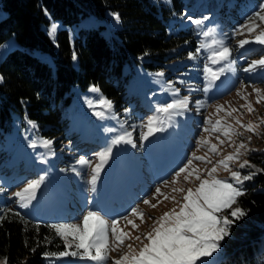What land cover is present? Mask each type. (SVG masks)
I'll return each mask as SVG.
<instances>
[{
  "label": "trees",
  "instance_id": "trees-1",
  "mask_svg": "<svg viewBox=\"0 0 264 264\" xmlns=\"http://www.w3.org/2000/svg\"><path fill=\"white\" fill-rule=\"evenodd\" d=\"M207 1L210 9L220 15L237 12L238 24L264 3ZM195 3L193 11L185 0H171L170 4L152 0H0V45L10 38L18 43L0 60V141L14 120L26 117L36 123L41 135L52 140L54 147L66 150L60 161L92 156L94 149L89 151L88 146L95 148L99 142L81 136L60 110L61 103L71 101L74 86L85 90L94 85L120 116L127 115L132 120L137 132L150 110L136 93L127 90L123 66L140 63L147 69L200 70L204 58L201 50L197 52L200 36L192 23L184 26L178 22L184 11L191 16L202 13L201 1ZM114 14H118L119 20L108 36L104 29L109 16ZM53 23L59 27L51 37ZM190 53L195 58H190ZM260 55H264V44L249 51L246 57ZM188 66L193 69H187ZM263 74L261 65L252 80H244L264 83ZM1 153L0 184L7 181L14 188L33 174V170L23 168L22 162L3 161L5 156ZM247 159L254 167L238 170L244 175H255L240 185L244 194L235 205L246 215L231 226L230 236L222 242L221 256L213 264H264V151H250ZM74 165L86 168L77 162ZM26 172L29 174L23 175ZM72 214L69 210L56 218L34 216L14 198L3 195L0 258L6 264H69L66 258L51 255L66 249L63 239L50 225L82 221L83 215L72 218Z\"/></svg>",
  "mask_w": 264,
  "mask_h": 264
},
{
  "label": "rangeland",
  "instance_id": "rangeland-1",
  "mask_svg": "<svg viewBox=\"0 0 264 264\" xmlns=\"http://www.w3.org/2000/svg\"><path fill=\"white\" fill-rule=\"evenodd\" d=\"M152 1H161L166 4L171 2V0ZM200 1L204 12L202 10L199 15L191 16L190 13L186 15L187 12L184 11L178 19L180 25L187 26L192 23L197 30L196 35L200 36L201 56H204L200 70L174 72L171 67L147 69L140 63H135L132 67L129 64L123 66L122 73L127 75L125 81L127 90L136 93L141 103L150 110L140 123L141 126L137 132H135L132 120L127 118V115L120 116L113 106L107 108L98 104L101 98L110 100L99 91H93L92 89L96 88L94 85H90L85 90L74 86L72 87L71 101L61 103L60 110L69 118L71 127L77 130L81 136L92 137L99 142L95 148H92L91 145L88 146L89 151L94 149L93 155L87 158L91 162L90 166L86 165L83 170L76 168L74 164L77 161H60L66 150L54 147L53 143L45 147L43 142L52 140L40 134L33 120L26 117L18 118L12 122L11 129L6 131L4 138L0 141V152L5 156L3 161L9 164L22 162L23 168L33 170V174L23 173L28 176L14 188H11L7 181H3L4 184H0V189H2L0 197L7 194L14 198L23 210L34 216L56 218L59 215L64 216L70 210L73 213V218L76 215H84L89 210H94L99 211L109 223L112 219L128 215L131 208L138 207L141 212L145 213L144 222H141L139 217L129 216V219H133L139 225L138 230H133L130 225L125 226L126 221L124 220H121L118 226L124 231L130 232L134 238L136 235L149 231L153 225V219L158 218L164 212L173 208L179 210L178 204L171 197L175 196L176 200L182 203L183 194L173 193V187L195 189L198 186L199 182L194 178L191 179V182L184 181L185 174H181L176 184L171 183L175 171L183 166L193 153L196 156L205 157L204 162L194 160L192 165L199 169L204 178L208 177L206 170L223 159L224 156L234 152L235 145L241 142L245 143L246 148L240 150L241 154L238 160L228 161L232 170H238L240 163L248 161L249 149L264 151V124L259 123L260 118L264 117V98L260 100V103H257V94L253 91V88L261 89V95L264 97V83L244 80V78L252 80V75L257 73L258 69L260 70L261 65H257L249 71H245V69L249 68L253 61L264 59V55L255 58L246 57L249 51L259 49L260 45H263L255 42V38L264 32V21L259 18L250 20L255 11L238 24L235 23L237 12L232 11L229 16L220 15L214 8L210 9L211 5L207 0ZM185 2L188 9L194 11L197 5L196 0H185ZM227 10L230 11V8ZM2 14L3 11L0 8V16ZM194 20H201L202 23L197 25L193 23ZM117 23L116 16L110 15L108 25L104 29L105 34L110 36L111 28ZM53 24L57 28L59 27L58 23ZM53 24L50 26V32ZM248 24L255 26L252 32H249L247 27H242ZM209 30H211V34L205 37L203 33ZM53 36L54 34L51 35V37ZM242 39L250 42L241 47L239 41ZM17 46L18 43L14 38L2 43L0 45V60L10 49ZM222 46L230 49L229 56L212 64L209 57L213 51L219 50ZM206 64L213 71L219 72L220 69H223L219 78L212 83L207 92L204 89L211 77L206 78L203 71ZM170 65L174 66L176 63ZM187 69L192 70L193 66H188ZM161 73L162 75H160ZM170 73L172 75H169ZM175 74L177 76H174ZM262 76L264 77V74ZM184 97L188 98V108L174 110L182 111V115L173 114L169 117L167 114L156 111L159 105ZM197 101H200L202 106L198 107ZM249 104L255 109L254 112H248L246 106ZM217 106H223L219 113L216 111ZM234 109L236 111H233ZM98 112H103L104 116H98ZM228 113L231 115L229 116ZM149 117H156L163 130L154 131L144 140L141 137L144 132H147L144 125ZM209 118L212 123L206 124V120ZM237 118L242 124L251 121L258 125L256 132L259 135L240 127L236 123ZM218 119L221 121L220 130L211 131L212 124ZM228 125H231L235 132L242 133V135H232L229 140L223 135V129ZM205 127H208L210 131L205 132ZM110 129L115 131H109ZM124 133L130 134L126 139H130L131 143L121 142L112 147V153L103 164L93 191V186L90 183L91 169L100 163L95 153L103 151L116 135ZM217 136L224 141L223 144L220 143ZM249 136H251L250 141L248 140ZM201 137L208 140V143L198 146L197 142ZM212 145L217 146L219 154L211 151ZM207 160H211L212 163H207ZM213 175L217 179L231 182L230 173L225 171L222 165H217V171ZM40 176L45 178L36 189L35 198L28 203L27 207H22L19 198L13 196V193L24 188L28 181L38 179ZM206 179H210V177ZM164 180H168L170 183L164 186ZM158 186L161 187L163 195L153 198ZM165 196L169 198L165 199ZM145 198L150 199L152 204H157V207L153 209L150 205L143 204ZM148 217L153 219H148ZM127 243H133L137 249L141 246L134 239L127 240L125 246L109 253V260L106 261V264H112V261L126 252L128 250ZM221 252L220 249L213 257L207 259H211L213 264L221 256ZM64 258L69 264H95L93 261L80 259L78 256H65ZM0 264H6L3 258H0Z\"/></svg>",
  "mask_w": 264,
  "mask_h": 264
},
{
  "label": "snow or ice",
  "instance_id": "snow-or-ice-1",
  "mask_svg": "<svg viewBox=\"0 0 264 264\" xmlns=\"http://www.w3.org/2000/svg\"><path fill=\"white\" fill-rule=\"evenodd\" d=\"M259 11H256L253 17L259 18V20L264 21V3L259 5ZM116 19L119 20L118 14H114ZM191 19V17H189ZM193 23L199 25L202 23L201 20H194ZM242 27H247L249 32H252L255 26L248 24ZM57 26L52 25L50 35L54 34ZM211 34V30L205 31L203 35L205 37ZM250 41L242 39L239 41V45L243 47ZM255 42L264 44V32H261L256 36ZM215 43V41H214ZM199 48L197 52H199ZM230 54V49L222 46L219 50L213 51L212 55L209 57L212 64H216L221 60L226 59ZM190 58H195L194 54H189ZM75 59V55L73 56ZM257 65H264V59L259 61H253L249 68L245 71H249L255 68ZM208 76L211 77L208 85L205 87L204 91L207 92L212 83L219 78V74L223 72L220 69L219 72L213 71L211 67L207 64L203 69ZM162 75V73L160 74ZM2 79V78H0ZM93 91H98V89L93 88ZM253 91L257 94V103H260L262 97V90L259 88H253ZM239 94V93H238ZM100 106H106L107 108L112 107V102L104 98L98 101ZM197 106H202L200 101H197ZM223 106H217V113L221 110ZM243 107V106H242ZM248 112H254L255 109L249 104L246 106ZM188 108V98L184 97L181 99L173 100L169 103H164L159 105L156 109L158 113L167 114L171 117L173 114L182 115V111H174L177 109L186 110ZM233 111H236L235 109ZM98 116L103 117V112H98ZM230 116L231 113H228ZM212 123L211 118L206 120V124ZM221 121L218 119L212 124L211 131H219V125ZM236 123L240 127L244 128L246 131L256 132L258 125L253 124L251 121L247 124H242L237 118ZM260 124H264V117L260 118ZM160 121L156 117H149L147 123L144 125L147 128V132L142 134V139L146 140L149 135L154 131L163 130L159 126ZM109 131H115L110 129ZM205 132H209L208 127L204 128ZM223 135L231 140L232 135H242V133H237L228 125L223 129ZM130 136L129 133H124L122 135H116L110 142L109 146L103 151L95 153V155L100 160V163L92 167V175L90 183L93 186L92 190H95V185L103 164L106 162L107 158L112 153V147L114 145L124 143H131L130 139H126ZM220 140V137L217 136ZM251 140V136L248 137ZM44 146L48 147L52 141L45 140ZM198 146L207 144L208 140L204 137L197 142ZM223 144L224 141L220 140ZM35 147V145H32ZM135 147V145H133ZM245 143L241 142L235 145V151L224 156L223 159L216 162L207 171V176L210 179L203 178L199 172V169L192 167L193 161H205V157L196 156L195 153L192 157L187 159V162L183 164L177 171H175L172 184L178 182V178L181 174H185L183 179L186 182H191L194 178L198 181V186L195 189L192 188H172L173 193H182V203L176 200L175 196L171 199L175 201L179 210L176 208L170 211L164 212L158 218L153 219L148 217V219H153V225L150 230L141 235H136L134 238L131 236L130 232H126L123 228L118 227L120 221H126L125 226H131L133 230H138L139 225L135 223L131 217H139L141 222H144L145 213L141 212L138 207L131 208L130 212L126 216H122L118 219H112L109 223L99 211L89 210L83 215L82 221L80 223H66V224H53L50 225L55 229L57 235H59L65 245V251L59 253H53L51 255H58L60 257L65 256H78L80 259H86L95 262V264H106L109 260V253L117 251L121 246H125L127 240H135L140 243V247L137 249L134 247L133 243H127V251L123 252L118 259L112 261V264H212L211 258L214 254L218 253L222 246V241L226 237L230 236V229L234 222L246 215L245 211L240 207H233L237 204V198L243 195L242 188L240 185L244 181L251 180L255 173H250L247 175H242L239 170H232L229 167L228 161L233 159H239L241 154L240 150L245 149ZM211 151L213 153L219 154L217 152V146L212 145ZM249 151H255V149H249ZM207 163L211 164V160H207ZM77 163L79 165H89L90 161L81 157ZM217 165H222L225 171L230 173L229 180L217 179L213 173L217 171ZM240 169L245 167H254L249 164V161L245 160L239 165ZM191 168V170H189ZM44 176H40L38 179L30 180L20 191L13 193V196L18 197L21 202L22 207H27L28 203L35 198V191L44 181ZM170 182L168 180L163 181V185L167 186ZM2 191V189H0ZM163 195L161 192V187H156L153 198ZM169 197L165 196V199ZM159 202V201H158ZM143 204L150 205L153 209L157 207V204H152L151 200L145 198ZM227 213V214H225ZM69 237L71 239H69ZM75 248L74 251H68V249ZM83 250L82 252L80 250Z\"/></svg>",
  "mask_w": 264,
  "mask_h": 264
},
{
  "label": "bare ground",
  "instance_id": "bare-ground-1",
  "mask_svg": "<svg viewBox=\"0 0 264 264\" xmlns=\"http://www.w3.org/2000/svg\"><path fill=\"white\" fill-rule=\"evenodd\" d=\"M204 178H208V177H204Z\"/></svg>",
  "mask_w": 264,
  "mask_h": 264
}]
</instances>
